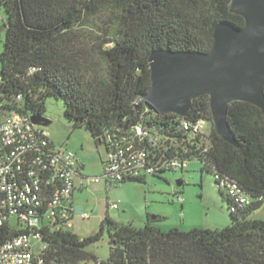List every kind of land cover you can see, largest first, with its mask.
<instances>
[{
    "label": "trees",
    "instance_id": "trees-1",
    "mask_svg": "<svg viewBox=\"0 0 264 264\" xmlns=\"http://www.w3.org/2000/svg\"><path fill=\"white\" fill-rule=\"evenodd\" d=\"M229 2L0 0V32L4 31L0 114L43 117L46 99H60L73 127L86 128L98 144H105L106 153L123 144L148 153L153 173L108 189L132 181L145 183L148 176L177 170L172 162L196 160L202 171L213 174L231 216V225L221 229L165 232L154 225L161 219L157 215L147 214L144 226L137 228L105 214L97 232L80 238L66 227L73 217L68 211L61 222L39 224L45 249L35 260L42 259L43 264L90 260L95 264H264V221L249 218L264 204V111L244 102L228 106L226 119L238 145L234 146L213 130L207 95L192 101L186 117L161 116L142 99L150 89L152 51L209 52L216 25L243 28V18L229 12ZM201 121L210 125L206 134L183 128V122ZM80 170L79 163V176L85 177ZM224 179L236 182L249 202L239 207L219 187ZM20 232L6 224L0 227V242ZM104 237L109 254L101 261L85 248Z\"/></svg>",
    "mask_w": 264,
    "mask_h": 264
},
{
    "label": "built area",
    "instance_id": "built-area-1",
    "mask_svg": "<svg viewBox=\"0 0 264 264\" xmlns=\"http://www.w3.org/2000/svg\"><path fill=\"white\" fill-rule=\"evenodd\" d=\"M204 122L191 125L183 122V128L201 133ZM138 135H143L137 128ZM49 134L35 125L30 117L0 114V227L8 224L21 230L17 236L0 242V264H43L36 258L45 249L37 227L40 223H58L66 218L72 204L76 178L79 176L74 152L50 145ZM172 162L171 167H185ZM103 175L94 177L95 184L104 182L113 186L154 171L149 166L148 153L134 145L117 146L109 150L102 164ZM82 187H86L83 177ZM240 207L249 202L236 182L224 179L219 183ZM182 204L183 199L176 197ZM116 209L117 203H110ZM76 211V210H75ZM84 220L87 214L79 213ZM71 228V222L66 223Z\"/></svg>",
    "mask_w": 264,
    "mask_h": 264
},
{
    "label": "rangeland",
    "instance_id": "rangeland-1",
    "mask_svg": "<svg viewBox=\"0 0 264 264\" xmlns=\"http://www.w3.org/2000/svg\"><path fill=\"white\" fill-rule=\"evenodd\" d=\"M3 44L4 31H1L0 54ZM43 117L49 121V125L41 127L49 134L55 146L74 152L84 165L82 174L86 177V188L82 192L75 190L73 194L74 218L71 220V231L78 237H86L98 231L108 202L118 203L119 206L118 210H110L109 216L120 213L137 228L144 226L147 214L155 216L150 213L153 211L161 216L154 225L165 232L171 228L182 231L192 228L214 230L231 225L228 204L218 190L213 174L202 171L198 161L188 162L183 170L163 172L160 177L148 176L145 183L126 182L111 187L107 192L104 182H93L94 177L103 175L101 162L106 154L105 144H98L86 128H74L64 115L60 99H46ZM209 129L210 125L206 124L203 133H208ZM177 196L183 199L182 204L174 201ZM78 207L82 208V213L87 214L89 219L84 220L75 212ZM249 218L264 221V204L252 212ZM85 250L98 260H106L109 254L108 241L104 237ZM80 264L95 263L90 260Z\"/></svg>",
    "mask_w": 264,
    "mask_h": 264
},
{
    "label": "water",
    "instance_id": "water-1",
    "mask_svg": "<svg viewBox=\"0 0 264 264\" xmlns=\"http://www.w3.org/2000/svg\"><path fill=\"white\" fill-rule=\"evenodd\" d=\"M228 10L242 17L244 26L216 25L209 52L150 53V89L142 99L161 116L186 117L192 101L207 95L213 130L238 146L226 119L228 106L244 102L264 111V0H230ZM30 120L49 125L44 117Z\"/></svg>",
    "mask_w": 264,
    "mask_h": 264
},
{
    "label": "crops",
    "instance_id": "crops-1",
    "mask_svg": "<svg viewBox=\"0 0 264 264\" xmlns=\"http://www.w3.org/2000/svg\"><path fill=\"white\" fill-rule=\"evenodd\" d=\"M49 138H50V140H51V142L53 143V141H52V139H51V137L49 136ZM54 144V143H53ZM55 145V144H54ZM78 159V158H77ZM78 161H79V163H80V160L78 159ZM80 165L82 166V170H80L81 171V175L83 176V174H82V171H83V169H84V165L83 164H81L80 163ZM83 183V179H82V177L81 176H78L77 178H76V187H75V189H74V191L75 190H77V191H79V192H82L86 187L84 186V187H82V184ZM98 184H100V183H98ZM104 185V188H105V190L108 192L110 189H108L109 187L108 186H106L105 184H103ZM74 191H73V194H74ZM73 201H74V199H73V196H72V204H73ZM110 204V202H108L107 203V205H106V210L104 211V215L105 214H108L109 215V211L110 210H113L114 211V209H110L109 208V205ZM79 208V207H78ZM81 208V207H80ZM119 209V206H118V208L117 209H115V210H118ZM81 211H82V208H81ZM150 213H153V214H155V215H157V216H160V214H157V212H150ZM112 216H110L112 219H114L115 221H117V222H119V223H124V224H131V220H126V218H125V216H121L120 215V213H112L111 214ZM104 217V216H103ZM103 217H102V219H103ZM161 217V216H160ZM74 218V215H73V217H72V219ZM89 219V218H88ZM72 228V227H71Z\"/></svg>",
    "mask_w": 264,
    "mask_h": 264
}]
</instances>
